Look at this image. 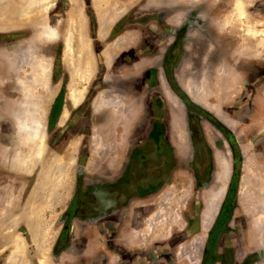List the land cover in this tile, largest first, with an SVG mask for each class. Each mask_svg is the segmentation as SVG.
Wrapping results in <instances>:
<instances>
[{
  "label": "rangeland",
  "instance_id": "374dc122",
  "mask_svg": "<svg viewBox=\"0 0 264 264\" xmlns=\"http://www.w3.org/2000/svg\"><path fill=\"white\" fill-rule=\"evenodd\" d=\"M25 1L0 0V264H123L139 253L125 245L141 224L169 231L155 264H193L197 238L203 263L211 251V264H264V228L251 240L264 219V0H241L242 21L237 0H51L38 20L17 16ZM71 18L87 82L66 65ZM37 22L59 38H43ZM73 89L84 94L76 106ZM33 102L45 148L25 164L34 149L18 127ZM155 153L164 167L150 188L139 168Z\"/></svg>",
  "mask_w": 264,
  "mask_h": 264
},
{
  "label": "bare ground",
  "instance_id": "6f19581e",
  "mask_svg": "<svg viewBox=\"0 0 264 264\" xmlns=\"http://www.w3.org/2000/svg\"><path fill=\"white\" fill-rule=\"evenodd\" d=\"M191 1H195V0H191ZM50 3H51V0H26L24 2V4L22 5L21 9L19 10V13H17V16H22V15L24 16V15H31L32 14L36 20L41 19L44 16V12L47 11L48 8L50 7V5H51ZM235 9H236V11L238 13L239 19L242 21L245 18V16H246L244 3L241 0H237L235 2ZM36 20H32L33 25H34ZM72 20H75V18L74 19L71 18V26H72L71 30H69L68 32H65V33L62 34V37H63V39L66 42V48H65L66 65L71 67L72 70L80 77V79L82 81L87 82V80H88V78H89L91 73H90V71L84 72L83 70H81V68H82V65L85 64L84 62L87 61V56L86 55H87L88 49L84 45V38L82 36L81 30H79V27H77V28L75 27L76 23L74 24L72 22ZM41 21H38V22H41ZM38 22H37V26H41L40 27L41 29H42V26L44 28V30L41 32L42 33L41 36H43V38H45V39H47L49 41H53V40H56L57 38H59L60 32L58 30L48 26V24L46 22L45 23H38ZM250 31H252V30H249V32ZM88 54H89V52H88ZM87 69H88V65H87ZM44 77H45V70H43L42 74L40 73L39 76H36L37 79L33 82V86L31 85L32 86L31 88L34 89V88H36L38 86H41L43 84ZM83 96H84L83 91H80V90H77V89H73L72 92H71L70 100H71L72 104H74L76 106V105H79L82 102ZM28 97H30V96H28ZM38 106H39V103H36V102L29 103L26 106V108H24V111H23L24 112V114H23L24 116H21L22 118H21V120L19 122V127H18L19 130H22V132L26 134V137H27V139L25 138L26 142L28 143V145L30 147L33 146L32 148L34 149V150H31L32 154H30L29 159L28 160L24 159L23 163H25V164L26 163H31V164L33 163L34 164V162H36V160L38 158H40V156L44 153L43 152L44 151L43 149L45 148L44 147L45 146L44 145V139H43L44 136L41 137V134H40V133H42L41 132V129H42L41 126H43V125L41 124L40 118L38 117V114L40 112ZM65 117H66V115L64 114V118ZM21 135H23V134H21ZM42 135H43V133H42ZM34 146H35V148H34ZM228 165L229 164H225V163L221 164V166H222L221 169H222V174H223L221 176V178H223L224 175L226 174V172L228 170ZM26 167H28V166H26ZM219 180H220V178H219ZM224 181L226 182L225 179H224ZM221 184H223V182H221ZM223 191H225V190H223ZM222 193L224 194V192L220 191L219 194L217 195V197L216 196L213 197V198L210 197V198H208L206 200L204 213H203V219H204L203 220L204 221V228L203 229H207L210 226V223H211L212 219L216 215L217 208H218L217 205L219 204V201L221 199L219 197H220V195ZM170 199H171V197H170ZM263 199H264V197H263ZM168 201H170V200H168ZM170 202L173 203L172 201H170ZM163 205H165V204H163ZM167 207H169V205ZM167 207L165 205V209ZM258 207L260 208L259 209L260 211H261V209H264V206L262 204L259 206V203H258ZM160 210H162V208ZM164 212H165V210L163 211V214H164ZM255 215H258L257 212H256ZM158 216L160 217V215H158ZM170 216H172V215H170ZM177 216L178 215L173 216V218H175V219L172 218L176 223H177V218H178ZM256 217L257 216H255V218ZM163 218H165V217L163 216ZM161 219H162V216H161ZM168 219H165V220L167 221ZM165 220L163 219L162 221H165ZM255 223L257 224V222H255ZM262 224H263V226H262ZM153 227L154 226H152V228ZM255 228L258 231L257 235H255L257 239H255L252 236L251 240L252 241H255V240L259 241L260 239L262 240V237H263L262 235L263 234L261 233L260 230L262 228H264V219H260L259 223L257 224V226ZM255 228H254V230H256ZM162 233L165 235L166 233H169V231L164 229ZM163 234H162V236H163ZM198 245H200V242H199L198 238L193 243H191V245L188 244V247H190L189 248V250H190L189 253H191L189 255V257H190L189 259L192 262L194 261L193 259L198 260V255L195 252V248ZM19 248H17V249H19ZM20 251H22V250L20 249ZM181 251H185V250L182 249ZM187 252H188V250H187ZM192 252H193V254H192ZM44 259H45L44 257L41 258V264H45V260Z\"/></svg>",
  "mask_w": 264,
  "mask_h": 264
},
{
  "label": "crops",
  "instance_id": "0c3cea01",
  "mask_svg": "<svg viewBox=\"0 0 264 264\" xmlns=\"http://www.w3.org/2000/svg\"><path fill=\"white\" fill-rule=\"evenodd\" d=\"M191 88H195L196 89L197 87H195V86L188 87L187 86V87L184 88V93L186 94V96L188 98L193 99L194 101H196L198 99V98H196V94H194V93L191 94L189 92V90ZM163 90H169V88H163ZM197 90L198 89H196V92H197ZM165 94H166L167 100L169 102V105L171 104L172 106H176L177 102L174 100V96H173L174 94H172L170 92V95L172 96V98H170V95H167V93H165ZM177 104H178L179 108H178V110L176 109V111H177L176 112V114H177L176 117L178 119L180 118L181 120H183L184 117L181 114L182 113L181 110L182 109L185 110L184 105L182 104L181 101H178ZM209 110L210 111H208V112H213L211 114H214V115L216 114V113H214L213 109H211V107H210ZM218 116H221V115H218ZM173 120H174V117L172 116L171 117V121H172L171 125L172 126H173ZM157 156H159V154L155 153L152 157L156 158ZM140 173H142L141 170H140ZM140 177H141V175H140ZM158 181L159 180H156L154 183H152L150 188L155 187ZM145 201H147V200H145ZM261 202H262V204L264 206V199H262ZM153 213H154V210H153L152 214ZM152 214H150L149 217H151ZM154 227H155V229L152 232L150 230H147L146 225L142 226V224H141V226H138L137 230H134L133 232H131V234H126L127 243L125 245V248H128L129 250H138L139 253H137V255H134L132 258L130 256L128 258H124L123 264H155L152 261L153 258L151 257V255L154 252H156L159 249V247L163 246V242L162 243L159 242V239H158L163 233L161 234L160 230L157 229V227L155 225H154ZM151 235H152V237H151ZM157 236H159V237H157ZM135 237H137L138 240ZM148 238H149V240H148ZM161 249H162V247H161ZM197 255H198V260L193 259L194 260L193 264H204L203 262H201V259L199 258V253ZM112 258H113L112 259L113 261H112L111 264H114V263L117 264V261H115L116 260L115 257H112ZM108 259L110 260V257Z\"/></svg>",
  "mask_w": 264,
  "mask_h": 264
},
{
  "label": "flooded vegetation",
  "instance_id": "af4514ba",
  "mask_svg": "<svg viewBox=\"0 0 264 264\" xmlns=\"http://www.w3.org/2000/svg\"><path fill=\"white\" fill-rule=\"evenodd\" d=\"M152 156L147 157L145 159L144 163H142L141 167L139 168V173L141 170L142 173H140V175L143 176L142 181H144L146 183V185H147L146 187H150L151 184L154 183L156 180H160V178H161L160 174L162 173L163 167H164V163H163L164 158L161 154L157 158H155L154 161H152ZM224 213H227V211L224 210ZM215 228L216 229L213 232V237L210 238L208 249H210V248L212 249L211 246L215 244V243H213V238L216 235L217 226ZM220 229L221 228H219V230ZM213 258H214V252L209 251V253L207 254V256L204 259V264H206V263L211 264V261Z\"/></svg>",
  "mask_w": 264,
  "mask_h": 264
},
{
  "label": "water",
  "instance_id": "95a60500",
  "mask_svg": "<svg viewBox=\"0 0 264 264\" xmlns=\"http://www.w3.org/2000/svg\"><path fill=\"white\" fill-rule=\"evenodd\" d=\"M157 158V157H156ZM155 160V158L154 157H152V161H154ZM150 161V160H149ZM227 213H228V211H227ZM227 213H224L223 214V216L225 217L226 215H227ZM222 227V222H220L219 224H218V226H217V232H216V235H215V237L213 238V243H215L216 242V239H217V234H218V232H219V228H221Z\"/></svg>",
  "mask_w": 264,
  "mask_h": 264
}]
</instances>
